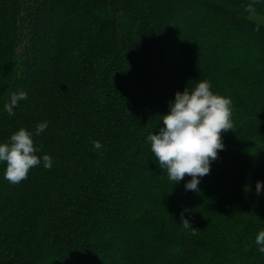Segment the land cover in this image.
Here are the masks:
<instances>
[{"label":"trees","instance_id":"1","mask_svg":"<svg viewBox=\"0 0 264 264\" xmlns=\"http://www.w3.org/2000/svg\"><path fill=\"white\" fill-rule=\"evenodd\" d=\"M251 11L264 0H0V143L47 121L33 140L53 160L19 184L0 162V264H264V24ZM201 80L231 99L233 129L190 191L147 138Z\"/></svg>","mask_w":264,"mask_h":264},{"label":"clouds","instance_id":"2","mask_svg":"<svg viewBox=\"0 0 264 264\" xmlns=\"http://www.w3.org/2000/svg\"><path fill=\"white\" fill-rule=\"evenodd\" d=\"M26 99V92H13L10 101L5 104L8 114L14 115V107ZM231 104L230 98L214 94L207 80H201L192 91L186 87L183 92L176 93L175 102L170 104V113L162 117L165 127L147 138L159 166L167 169L171 181L177 183L187 175L192 179L185 184V189L199 190L200 178L209 174L211 163L225 147L222 132L233 129ZM47 127L48 123L44 121L37 125L35 133L20 128L8 142L0 143V162L7 163L5 179L10 183L19 184L27 179L30 169L41 162L45 169H51V156L44 154L41 160L33 140V135L39 136ZM93 147L100 150L103 145L97 140ZM262 189L264 181H257V195ZM181 222L185 229H193L192 235L196 234V228L184 218L183 212ZM255 243L264 253V230L258 233Z\"/></svg>","mask_w":264,"mask_h":264},{"label":"rangeland","instance_id":"3","mask_svg":"<svg viewBox=\"0 0 264 264\" xmlns=\"http://www.w3.org/2000/svg\"><path fill=\"white\" fill-rule=\"evenodd\" d=\"M249 16L251 17V18H253V19H255V20H257V21H259V22H261L262 24H264V15H262V14H259V13H257V12H255V11H251L250 13H249ZM91 17V15H90V13H88V12H84V13H82L81 14V19L82 20H87L88 18H90ZM196 22V21H195ZM194 22V23H195ZM231 49V48H230ZM256 240V239H255ZM254 245V247H256L258 250H259V245H257L256 243H254L253 244ZM244 253H246L247 251H249V248H243V250H242Z\"/></svg>","mask_w":264,"mask_h":264}]
</instances>
